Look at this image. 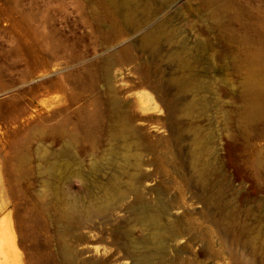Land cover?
I'll return each mask as SVG.
<instances>
[{
  "label": "rangeland",
  "instance_id": "1",
  "mask_svg": "<svg viewBox=\"0 0 264 264\" xmlns=\"http://www.w3.org/2000/svg\"><path fill=\"white\" fill-rule=\"evenodd\" d=\"M0 264H264V0H0Z\"/></svg>",
  "mask_w": 264,
  "mask_h": 264
},
{
  "label": "bare ground",
  "instance_id": "2",
  "mask_svg": "<svg viewBox=\"0 0 264 264\" xmlns=\"http://www.w3.org/2000/svg\"><path fill=\"white\" fill-rule=\"evenodd\" d=\"M199 99V98H198ZM198 101V100H197ZM199 101H200V99H199ZM148 221H149V224H153L154 223V221H153V219H151V218H148ZM152 228V227H151ZM152 237L151 236H149V240H148V242H151L153 239H151Z\"/></svg>",
  "mask_w": 264,
  "mask_h": 264
}]
</instances>
